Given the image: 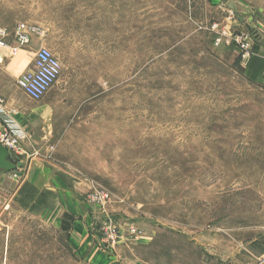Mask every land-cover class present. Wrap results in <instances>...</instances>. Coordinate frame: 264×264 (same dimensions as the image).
<instances>
[{
    "label": "rangeland",
    "instance_id": "rangeland-1",
    "mask_svg": "<svg viewBox=\"0 0 264 264\" xmlns=\"http://www.w3.org/2000/svg\"><path fill=\"white\" fill-rule=\"evenodd\" d=\"M23 12L61 64L45 95L27 98L44 109L39 139L21 142L27 161L89 186L95 233L108 217L119 229L108 250L157 229L151 259L264 264V73L245 72L264 55V0H0V24ZM213 23L226 32L217 44ZM240 34L246 57L228 40ZM11 193L0 185V264H84L66 231Z\"/></svg>",
    "mask_w": 264,
    "mask_h": 264
},
{
    "label": "crops",
    "instance_id": "crops-1",
    "mask_svg": "<svg viewBox=\"0 0 264 264\" xmlns=\"http://www.w3.org/2000/svg\"><path fill=\"white\" fill-rule=\"evenodd\" d=\"M21 22L36 31L31 34L26 50L23 48L19 51V54L15 55H20L23 51L22 63H20L19 58L9 54L7 48L0 49L2 58V62H0V98L3 100L5 108L12 111L13 116L28 135V141L31 143L39 139L38 134L43 130L44 109L38 106H27L28 97L17 87L16 79L23 72L33 69L34 52L41 45V38L37 32L40 27L37 26V19H32L24 12L23 21L15 22L13 28L7 27L6 20L0 24V27H5L11 32L7 42L9 45H15L16 42L12 32L17 24ZM60 22L59 20L58 23ZM59 28L65 27L60 25ZM251 56L247 61L249 63L245 67V72L249 77L257 78L264 73V55ZM13 57H15V60ZM20 160L23 167L22 179L19 181L12 177L9 172L0 173V185L3 184L6 189L12 191L11 199L24 212L42 222L51 223L58 230H60L63 215L65 213L72 215L73 219L70 221V227L66 230L67 242L82 263L204 264L203 261L188 260L172 263L171 260H166L165 256L158 259L148 257L150 256L149 252H151L152 240L158 232L157 229L150 230L133 242L127 241L124 235L113 249L108 250V247L105 246L94 230L96 221L99 222L101 215L98 214L97 208L89 205L84 198L89 186L87 187V184L83 181H76L67 171L55 166L50 161L33 157H30L28 161L26 157L20 158Z\"/></svg>",
    "mask_w": 264,
    "mask_h": 264
},
{
    "label": "built area",
    "instance_id": "built-area-1",
    "mask_svg": "<svg viewBox=\"0 0 264 264\" xmlns=\"http://www.w3.org/2000/svg\"><path fill=\"white\" fill-rule=\"evenodd\" d=\"M212 27L215 29V43L217 44L222 37L226 36V32L219 28L217 23H213ZM218 27V29H217ZM36 30L28 27L23 22L18 23L13 30V37L16 42L15 45H9L7 38L10 35V31L5 27H0V49H8L12 56H15L21 49L25 48L29 44L31 34ZM38 31V30H37ZM228 40H233L239 47L242 57H246L250 54L251 44L247 40V36L240 34L234 35ZM227 40V42H228ZM0 62L2 58L0 56ZM61 71V64L59 59L53 54L51 49L46 46H39L34 52L33 57V69L23 72L16 79L17 87L31 100H40L48 89L57 80ZM25 131L19 126L18 122L12 115V111L7 110L0 98V143L12 152L14 149L23 154V158L28 154L23 148V140H26ZM20 160V159H19ZM102 193V192H100ZM104 195L99 194L97 191L93 198L101 200ZM101 240L104 243L116 244L120 237L119 229L110 217L105 218L100 222Z\"/></svg>",
    "mask_w": 264,
    "mask_h": 264
},
{
    "label": "water",
    "instance_id": "water-1",
    "mask_svg": "<svg viewBox=\"0 0 264 264\" xmlns=\"http://www.w3.org/2000/svg\"><path fill=\"white\" fill-rule=\"evenodd\" d=\"M20 167H22V161L14 160L9 150L0 144V173H5Z\"/></svg>",
    "mask_w": 264,
    "mask_h": 264
},
{
    "label": "trees",
    "instance_id": "trees-1",
    "mask_svg": "<svg viewBox=\"0 0 264 264\" xmlns=\"http://www.w3.org/2000/svg\"><path fill=\"white\" fill-rule=\"evenodd\" d=\"M73 219V216L72 215H69V214H64L63 215V218H62V221H61V226H60V229L62 231H66L69 229L70 227V221Z\"/></svg>",
    "mask_w": 264,
    "mask_h": 264
},
{
    "label": "bare ground",
    "instance_id": "bare-ground-1",
    "mask_svg": "<svg viewBox=\"0 0 264 264\" xmlns=\"http://www.w3.org/2000/svg\"><path fill=\"white\" fill-rule=\"evenodd\" d=\"M1 144V143H0ZM3 145V144H2ZM4 146V145H3ZM7 148V147H6Z\"/></svg>",
    "mask_w": 264,
    "mask_h": 264
}]
</instances>
